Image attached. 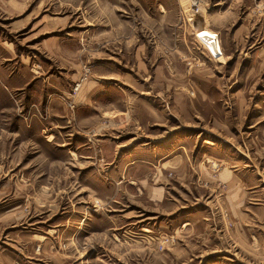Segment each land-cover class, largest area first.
Wrapping results in <instances>:
<instances>
[{
  "label": "rangeland",
  "instance_id": "374dc122",
  "mask_svg": "<svg viewBox=\"0 0 264 264\" xmlns=\"http://www.w3.org/2000/svg\"><path fill=\"white\" fill-rule=\"evenodd\" d=\"M201 1L0 0V264H264V0Z\"/></svg>",
  "mask_w": 264,
  "mask_h": 264
},
{
  "label": "crops",
  "instance_id": "0c3cea01",
  "mask_svg": "<svg viewBox=\"0 0 264 264\" xmlns=\"http://www.w3.org/2000/svg\"><path fill=\"white\" fill-rule=\"evenodd\" d=\"M14 80L15 77L11 78L10 76H7L6 73H4L3 71H0V87H2L3 89H9V88H13L16 89V86L14 85ZM33 80L29 81L28 83H31ZM105 84V85H104ZM103 85H101L97 80L94 81H90L87 82L86 84L84 83L83 88L79 94V96L77 97V105H78V109L80 108H84V112H90L93 113V111L98 108V99L100 98L101 94L103 93H107L109 87L107 83H104ZM95 105V107H93ZM95 108V109H93ZM129 114V112H125V114ZM81 115V114H80ZM91 115V114H89ZM36 121L27 124L24 123L22 121H18L17 122V127H18V135H22L21 132H23V136L25 138L21 139L20 141H26V142H32L34 141L36 138H38V136L40 137V129H39V125H37L35 123ZM36 127V128H35ZM27 135V136H26ZM50 141V140H49ZM156 143H158V140L155 141ZM207 144L209 145H213L211 142H207ZM36 145L37 142H36ZM134 164V163H131ZM231 176V177H230ZM237 179H234V178ZM225 178L231 179L233 182L236 181H241V179H239V177H237L235 174L229 175V172L226 170H224L221 173V179L224 180ZM225 181V180H224ZM236 184V183H235ZM236 202L238 203L239 201L236 199Z\"/></svg>",
  "mask_w": 264,
  "mask_h": 264
},
{
  "label": "built area",
  "instance_id": "2783aa9c",
  "mask_svg": "<svg viewBox=\"0 0 264 264\" xmlns=\"http://www.w3.org/2000/svg\"><path fill=\"white\" fill-rule=\"evenodd\" d=\"M191 3V12L194 15H201L202 10H203V3L201 0H189ZM91 74V70L90 69H84V73L83 75L80 77L79 82H77L75 84V87L72 90V96H76L78 95V93L80 92V89L82 87V85L88 80L89 76ZM74 102L72 100H70L69 106L74 109L75 106L73 104Z\"/></svg>",
  "mask_w": 264,
  "mask_h": 264
}]
</instances>
